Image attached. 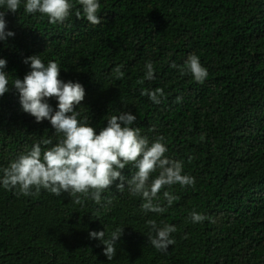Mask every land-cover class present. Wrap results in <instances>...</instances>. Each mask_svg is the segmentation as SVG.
Masks as SVG:
<instances>
[{"label":"trees","instance_id":"trees-1","mask_svg":"<svg viewBox=\"0 0 264 264\" xmlns=\"http://www.w3.org/2000/svg\"><path fill=\"white\" fill-rule=\"evenodd\" d=\"M25 3L6 13V31L15 35L0 41L9 87L31 70L25 58L57 62L62 80L85 88L81 120L98 134L112 115L130 112L150 143L165 138L166 155L183 162L195 186L163 189L154 203L167 211L157 214L145 213L127 186L116 190L119 180L100 204L44 189L23 196L0 184V264H264V0H99L102 23L95 26L76 18V0L69 19L56 25L27 14ZM190 54L208 70L203 84L170 67ZM149 61L155 79L138 84ZM121 65L117 80L113 69ZM142 88H162L166 99L154 104ZM49 103L57 110L55 99ZM48 138L58 140L50 122L23 112L14 88L0 97V177ZM135 171L128 165L122 174ZM163 191L179 199L169 207ZM192 211L214 222L193 223ZM148 220L175 226L167 252L148 241ZM118 227L123 235L108 261L89 232L105 230L107 239Z\"/></svg>","mask_w":264,"mask_h":264},{"label":"clouds","instance_id":"clouds-1","mask_svg":"<svg viewBox=\"0 0 264 264\" xmlns=\"http://www.w3.org/2000/svg\"><path fill=\"white\" fill-rule=\"evenodd\" d=\"M21 0H0V41L15 35L6 31L7 12L16 13ZM82 6L75 10L77 19L86 18L92 25H100L101 17L98 15L101 5L99 0H76ZM75 8L72 0H26L24 11L27 14H40L47 17L50 24H64L69 19ZM25 64L30 65V71L23 79H10L9 73L4 71L7 66L5 59H0V97H3L11 88L18 93L22 111L35 118L37 123L48 120L58 137L55 144L51 138L43 139L34 144L31 149L21 153L4 168L0 184L9 191L16 190L18 195H38L41 189L51 194L61 196L68 193L74 198L76 204L91 199L101 203V194L109 190L117 180L116 190L123 192L127 186L132 196H140L144 201L142 210L161 214L167 211L154 200H159L158 194L165 188L171 189L179 184L182 188L194 187L195 178L183 174V162L168 158V148L163 136L157 137L150 143L147 136L141 134L139 127H133L136 116L130 112H120L107 119V126L99 130L91 126L87 117L80 119L78 109L85 99V88L79 82L71 80L65 82L60 78L58 63L49 61L47 65L42 62L40 55L25 58ZM170 67L180 71V75L191 74L195 82L203 84L208 77V70L200 63L199 57L190 54L183 66L172 62ZM122 65L113 69L117 80L124 77ZM146 74L138 84L145 80L155 79L154 66L151 61L145 65ZM142 96H147L154 104H160L165 98L162 88L149 90L142 88ZM57 101V110L54 111L49 100ZM176 102H182V97L177 96ZM41 145L45 147L42 148ZM51 145V147H47ZM131 165L136 169L131 178L122 174L126 166ZM158 175L153 178V174ZM34 190V191H33ZM163 197L170 207L178 196L170 191H163ZM111 203V200L108 201ZM190 219L193 223H202L205 220L214 222L212 217L192 211ZM156 220H148L150 226L148 241L158 251L167 252L170 245L175 244L171 234L176 231L174 225ZM124 228H117L105 238L104 231H90L89 237L98 239L104 245L103 254L108 261L116 254L115 244L123 235ZM154 233V235H153Z\"/></svg>","mask_w":264,"mask_h":264}]
</instances>
